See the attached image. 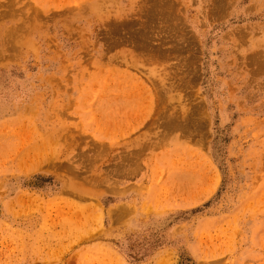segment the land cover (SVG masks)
<instances>
[{"label":"rangeland","instance_id":"rangeland-1","mask_svg":"<svg viewBox=\"0 0 264 264\" xmlns=\"http://www.w3.org/2000/svg\"><path fill=\"white\" fill-rule=\"evenodd\" d=\"M0 264H264V0H0Z\"/></svg>","mask_w":264,"mask_h":264}]
</instances>
